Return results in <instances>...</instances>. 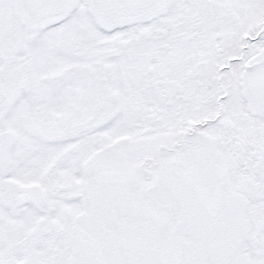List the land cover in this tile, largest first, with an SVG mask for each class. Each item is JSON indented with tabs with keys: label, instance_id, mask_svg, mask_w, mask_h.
I'll list each match as a JSON object with an SVG mask.
<instances>
[{
	"label": "snow or ice",
	"instance_id": "obj_1",
	"mask_svg": "<svg viewBox=\"0 0 264 264\" xmlns=\"http://www.w3.org/2000/svg\"><path fill=\"white\" fill-rule=\"evenodd\" d=\"M0 264H264V0H0Z\"/></svg>",
	"mask_w": 264,
	"mask_h": 264
}]
</instances>
